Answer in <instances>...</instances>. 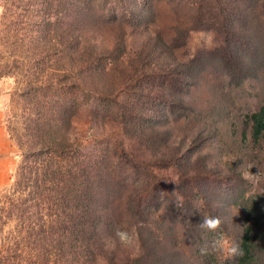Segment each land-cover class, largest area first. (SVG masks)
Wrapping results in <instances>:
<instances>
[{
  "label": "trees",
  "instance_id": "16d2710c",
  "mask_svg": "<svg viewBox=\"0 0 264 264\" xmlns=\"http://www.w3.org/2000/svg\"><path fill=\"white\" fill-rule=\"evenodd\" d=\"M169 1L175 16L169 43L155 31L130 52L125 38L154 24V0H0V31L13 33L11 51L25 59L14 62L25 77L7 131L20 160L0 189V264H175L153 229L160 209L181 216L184 230L197 233L196 195L198 205L209 210V203L200 199L195 176L177 165V155L155 156L161 132L157 113L140 106L143 96L151 97L142 78L153 74L154 50L171 55L191 31L206 29L219 30L230 48L231 39L241 38L237 24L248 22L236 0ZM258 1L249 0L251 12ZM188 4L190 11L180 13ZM231 54L220 58L229 64ZM162 77L163 88L179 79L167 68ZM246 119L257 143L264 104ZM159 162L178 178L158 176ZM263 202L253 193L240 205L243 256L229 262L209 251L200 254L202 264H264ZM119 231L130 242H121Z\"/></svg>",
  "mask_w": 264,
  "mask_h": 264
},
{
  "label": "rangeland",
  "instance_id": "374dc122",
  "mask_svg": "<svg viewBox=\"0 0 264 264\" xmlns=\"http://www.w3.org/2000/svg\"><path fill=\"white\" fill-rule=\"evenodd\" d=\"M236 2L246 11L242 21L248 22L246 26L237 24L236 34L241 36L240 40L231 39L230 48H227V41H223V34L217 29L191 31L184 46L172 48L171 55L154 50V66H150L153 74L142 78L143 86L147 83L151 88L148 93L151 97L143 96L140 106L147 112L157 113L155 126L161 132L154 147L155 156L177 155V165L195 176L200 199L203 197L210 206L207 210L204 203L198 205L199 196L196 195L195 222L202 221L200 216L222 219L216 232L199 228L195 233L185 231L179 224L181 216L166 214L163 209L155 211L153 229L161 238L159 244L167 252H174L175 264H202L201 248L206 243L200 241L198 235L223 236L238 243L243 198L254 193L264 199V133L254 143L246 119V114L264 104V0H259L252 12L249 0ZM190 8L189 4L181 6L180 13L189 12ZM154 14V24L127 34L128 51L138 52L155 31L168 41L171 35L168 27L175 20L170 1L154 0ZM12 35V32L0 31V97L6 129L7 123H15V112L20 109L15 90L24 84L21 80L25 77V71L14 65L15 60L25 59L11 51ZM107 39L110 41L109 36ZM226 50L232 51L229 64L220 58ZM165 68L179 76L172 87L161 85ZM12 141L15 156L8 174L3 180L0 178V189L9 185L20 160L19 149ZM157 166L158 176H170L168 182L178 178L170 167H162L164 163L159 162ZM140 178L144 179V174ZM191 186L194 184L188 188ZM218 255L229 262L234 258L222 252Z\"/></svg>",
  "mask_w": 264,
  "mask_h": 264
},
{
  "label": "clouds",
  "instance_id": "9594fccd",
  "mask_svg": "<svg viewBox=\"0 0 264 264\" xmlns=\"http://www.w3.org/2000/svg\"><path fill=\"white\" fill-rule=\"evenodd\" d=\"M221 225L222 219L219 216H204L199 223L201 229L209 232H216ZM117 236L120 238L121 242H130V237L126 232L119 231L117 232ZM209 251L226 253L229 257H240L244 254L239 243L223 236L213 239L201 248L202 254L206 255Z\"/></svg>",
  "mask_w": 264,
  "mask_h": 264
},
{
  "label": "crops",
  "instance_id": "0c3cea01",
  "mask_svg": "<svg viewBox=\"0 0 264 264\" xmlns=\"http://www.w3.org/2000/svg\"><path fill=\"white\" fill-rule=\"evenodd\" d=\"M0 97V178L1 180L8 174L10 166L13 164L15 156L14 143L10 138L5 124L2 120L3 104Z\"/></svg>",
  "mask_w": 264,
  "mask_h": 264
}]
</instances>
